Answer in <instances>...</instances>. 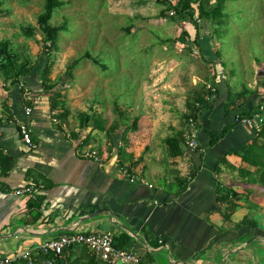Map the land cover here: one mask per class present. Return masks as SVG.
Segmentation results:
<instances>
[{
	"label": "crops",
	"instance_id": "obj_1",
	"mask_svg": "<svg viewBox=\"0 0 264 264\" xmlns=\"http://www.w3.org/2000/svg\"><path fill=\"white\" fill-rule=\"evenodd\" d=\"M199 39L193 43L201 58L216 64L209 42ZM197 64L200 59L192 58L187 67ZM250 66L248 76L256 77L259 66L255 61ZM37 72L30 70L18 80L22 84L0 78V254L13 257L26 248L34 254V247L50 236L102 229L113 238L127 236L122 247L146 264H264V184L256 165L240 154L242 146L260 142V136L233 119L242 108L255 106L254 85L246 81L247 88H235L222 72H215L210 82L215 90L206 96L207 88L194 85L199 70L188 72L193 84L185 95L171 72L166 79L138 83L130 110L133 129L121 133L127 124L116 120V133L108 142L98 129V103L87 106L95 112H84L80 105L77 90L83 87L67 88L63 72L50 78L63 77L69 89L56 84L57 103L50 108V90L41 88ZM187 96L191 104L185 102ZM200 96L208 103L193 118L197 146L188 149L183 143L188 128L184 111ZM26 105L31 107L27 115ZM108 112L109 105L103 115ZM84 113L93 116L82 127ZM18 120L27 123L32 145L20 138ZM171 136L178 138V152L167 141ZM91 148L98 159L83 155ZM23 185L35 195L12 193ZM30 198L35 201L28 208ZM71 249L63 256L79 247Z\"/></svg>",
	"mask_w": 264,
	"mask_h": 264
},
{
	"label": "rangeland",
	"instance_id": "obj_2",
	"mask_svg": "<svg viewBox=\"0 0 264 264\" xmlns=\"http://www.w3.org/2000/svg\"><path fill=\"white\" fill-rule=\"evenodd\" d=\"M60 1L49 18L50 25L57 30L55 41L45 48L46 53L44 45L48 41L35 20L42 0H1L0 39L7 38L32 63L39 56L44 58L41 61L49 65V78L55 79L63 72L67 88L83 87V91L77 90L82 99L80 105L85 107L84 112H95L97 109L87 106L98 103V129L108 142V135L116 133V120L123 122V119L129 125L134 119L130 110L137 97L138 83L166 79L167 72L174 73L173 83L182 87L184 95L191 92L190 71H200L194 85L207 90L215 72H222L226 81L234 82L235 88H247L245 84L249 81L250 87L254 85L258 90L256 99L264 105V73L248 76L251 61L264 69V0H223L220 13L211 17L199 15L197 8L207 9L215 0H189L194 8L192 16L181 20L171 17L174 13L165 12L167 4L160 0ZM26 25L31 28V35L20 30ZM181 29L192 35L197 31L198 39L209 42L208 52L214 55L216 64L201 58L191 38L175 39ZM192 58L201 61L196 70L187 67ZM178 59L181 61L175 65ZM68 64L71 67L67 68ZM62 78L57 79V84L65 88ZM188 97H185L187 104ZM108 105V115H103ZM184 113L185 129L188 111Z\"/></svg>",
	"mask_w": 264,
	"mask_h": 264
},
{
	"label": "trees",
	"instance_id": "obj_3",
	"mask_svg": "<svg viewBox=\"0 0 264 264\" xmlns=\"http://www.w3.org/2000/svg\"><path fill=\"white\" fill-rule=\"evenodd\" d=\"M160 1L165 2L167 4V7H166L167 10H165V12L174 13L173 16L170 15L171 17L175 16L179 20H181L185 17L190 18L192 16V12L194 8H192L189 5V0H172V1L171 0H160ZM222 1L223 0H215L214 3L210 4V7L207 9H202L201 6H199L197 8L199 15L200 13H202V15H204L205 17L207 16L211 17V16H215L216 14H219L220 8L222 6ZM60 2H61L60 0H42L41 10L35 16L37 26L45 34V39L46 41H48V43L44 45V49L48 48V46H50V44L55 41L57 28L55 26L50 25L49 18L52 14L54 7L58 6ZM0 5H1V0H0ZM1 11L2 9L0 7V12ZM20 30L22 31V33L26 35H31L32 33L31 28L28 25L21 27ZM198 36L199 34L197 31L193 32V35H192L189 32V30L187 31V30L181 29L179 31V34L175 37V39L185 41L186 39L191 38L193 42V41L198 40ZM44 51L45 53L47 52L46 49ZM43 59L44 58H40L39 56V59L38 60L35 59L32 63L25 55H23L18 50L14 49L11 46L10 41L7 38L0 39V78L1 80L7 81L10 84L17 83L20 78L22 79L26 78V76L30 73V70H33V69L37 70L38 71L37 73L39 74V78H40L41 88L46 91L50 90V93L48 94V102H49V107L52 108L57 103V101L55 100V98L58 96V91H57V88L55 87V85L57 84V81L51 80L49 78L48 76L49 65L46 64L45 61H41ZM69 67H71V64L67 65V68ZM53 87L54 89H52ZM207 91H209V89ZM207 95L208 96L210 95L209 92ZM196 99L197 101L195 102H197V104L195 102L192 104L191 108L189 109L187 117L190 115L194 118L199 112V110H201L202 106H205V107L207 106L208 100L206 99L203 100L201 96L197 97ZM250 108L248 109L244 107L237 113H239L240 116L248 115L250 114V111H251ZM91 116H93L92 113L90 114L84 113L80 119L79 125L80 126L85 125L86 121L88 120V118H91ZM133 127H134V119L131 121V124L126 125L124 127V130H122L121 133H123V131L125 130H128L129 128L133 129ZM113 135H114L113 133L112 135L110 133L108 135L109 136L108 139L112 140ZM259 136H260V139H262L259 144L256 141H251L250 143L242 146V148L240 149V154H241V158L244 159L247 163L256 165V170L258 171V174H259L258 179L260 180L262 184H264V159L262 160V157L264 155V118L262 119L261 125L257 130L256 137H259ZM167 141H170V142L173 141L174 144L176 145L177 148L173 152L179 151L178 149L179 147L177 145L178 143L177 137L171 136L167 138ZM117 154H119L118 155L119 158H124L123 156L120 157L122 153L119 152V149H118ZM117 163L122 164V161L117 160ZM130 163H132V161ZM34 201L35 200H31L30 198V200L27 201V207L31 208L33 206ZM36 217H37V214H34L33 218H36ZM126 237L127 236L123 234L114 236L113 243L118 247H122L123 243L126 242V239H127ZM76 246L79 247V249H78V252L74 251V253H78V255L72 256V254L74 253L73 251H70L65 256H63V252L65 250L67 249L69 250L72 247H76ZM34 254H35L33 255L34 259L29 262L27 261V259H19V260L12 261L11 264H16V262H19L22 264H33L35 261H41V260H44L45 262L44 264H98V262H100L101 264H112V263L94 258V256L89 253L87 248L81 244H75V245L68 246L64 248L61 251V253H58V254L43 253L41 251H38Z\"/></svg>",
	"mask_w": 264,
	"mask_h": 264
},
{
	"label": "built area",
	"instance_id": "obj_4",
	"mask_svg": "<svg viewBox=\"0 0 264 264\" xmlns=\"http://www.w3.org/2000/svg\"><path fill=\"white\" fill-rule=\"evenodd\" d=\"M20 84V82H19ZM207 87L211 92L214 91V87L207 84ZM208 96V95H206ZM197 104V102H195ZM263 102L256 101L254 108L251 109L248 115H239V113H234L233 119L239 123L257 130L264 118V107ZM31 111V107L26 105L24 107V114L27 115ZM188 128L184 132L183 143L188 149H193L197 146V141L195 137L196 126L194 125V120L192 116L187 118ZM18 133L20 138L27 145H32V141L29 134V128L27 123L22 120H18ZM83 155L91 156L94 159H98L97 151L93 148L83 150ZM30 193L34 196V190L28 185H23L16 187L12 190V193ZM81 244L84 245L90 254L99 260H103L112 264L122 263V264H146L138 254H136L132 249L126 247H118L113 243L112 235L102 229L83 231L80 229H72L60 234L50 236L42 241H40L35 247L34 253L41 251L43 253H53L58 254L61 251L71 245ZM31 248H26L18 251L14 256H9L5 254H0V264H11L13 260L16 259H27L31 261L34 259ZM47 261V260H46Z\"/></svg>",
	"mask_w": 264,
	"mask_h": 264
},
{
	"label": "water",
	"instance_id": "obj_5",
	"mask_svg": "<svg viewBox=\"0 0 264 264\" xmlns=\"http://www.w3.org/2000/svg\"><path fill=\"white\" fill-rule=\"evenodd\" d=\"M264 73V69L262 68H258L257 71H256V74L260 75V74H263ZM95 212H91L89 215H93Z\"/></svg>",
	"mask_w": 264,
	"mask_h": 264
},
{
	"label": "clouds",
	"instance_id": "obj_6",
	"mask_svg": "<svg viewBox=\"0 0 264 264\" xmlns=\"http://www.w3.org/2000/svg\"><path fill=\"white\" fill-rule=\"evenodd\" d=\"M20 81H21V80H20ZM20 81H19V82H20ZM19 82H18V83H19ZM20 84H22V82H20ZM214 90H215V88H214ZM213 92H214V91H213ZM209 93H210V92H209ZM16 260H19V259H16ZM13 261H14V260H13Z\"/></svg>",
	"mask_w": 264,
	"mask_h": 264
}]
</instances>
